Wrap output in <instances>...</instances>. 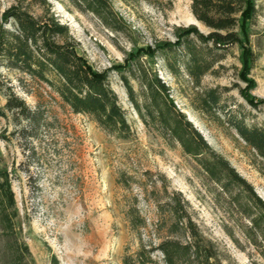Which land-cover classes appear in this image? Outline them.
Instances as JSON below:
<instances>
[{
  "label": "rangeland",
  "instance_id": "rangeland-1",
  "mask_svg": "<svg viewBox=\"0 0 264 264\" xmlns=\"http://www.w3.org/2000/svg\"><path fill=\"white\" fill-rule=\"evenodd\" d=\"M46 1L67 26L77 54L96 72L123 67L130 56L173 42L177 27L209 32L192 15L191 0H109L122 19L118 31L67 0ZM253 3L256 13L239 32L240 43L228 48L215 74L205 75L199 86L185 75L175 79L160 56L142 60L169 86L176 107L210 147L264 200V162L219 119L220 112L193 108L197 95L225 87L222 102L232 109L242 105L250 123L264 126V106L253 110L247 105L264 100V0ZM15 4L34 16L42 11L33 0H0V13ZM247 55L253 60L243 66ZM109 83L132 130L127 139L107 132L91 116L72 113L44 83L0 66V155L33 263L123 264L140 243L184 242L183 230L174 234L169 228L172 209L180 202L199 233L216 245L224 264H264L242 233L244 220L218 195V187L179 145H169L141 122L112 72ZM7 91L40 119L33 124L5 110Z\"/></svg>",
  "mask_w": 264,
  "mask_h": 264
},
{
  "label": "trees",
  "instance_id": "trees-1",
  "mask_svg": "<svg viewBox=\"0 0 264 264\" xmlns=\"http://www.w3.org/2000/svg\"><path fill=\"white\" fill-rule=\"evenodd\" d=\"M67 1L75 10L93 14L107 28L121 30L122 19L109 0ZM33 2L42 8L39 16L19 4L0 13V66L44 83L72 113L91 116L107 132L127 139L132 130L109 83L111 72L114 73L141 122L169 145H179L218 187V195L244 220L240 225L242 233L264 261V200L226 158L210 147L176 107L169 86L142 60L146 56H160L175 79L185 75L199 86L205 75L215 74L214 68L228 48L240 43L239 32L245 30L256 13L253 0H191V13L209 29L207 34L193 25L177 27L173 42L132 55L123 67L102 72L93 71L77 54L67 26L59 22L47 1ZM252 60L253 56L247 55L243 66H249ZM221 91L227 88L214 87L197 95L193 108L204 114L220 112L219 119L264 162V126L250 123L249 112L242 105H235L234 109L227 107L222 102ZM4 96L5 110L16 111V115L33 124L40 119L37 111L29 109L11 92ZM247 105L256 110L264 106V100L248 101ZM172 214L170 231L176 234L183 230L187 239L182 242L168 238L156 246L140 243L133 256L123 258V264H224L216 245L199 233L180 202L175 203ZM21 232L10 173L0 155V264H34Z\"/></svg>",
  "mask_w": 264,
  "mask_h": 264
}]
</instances>
